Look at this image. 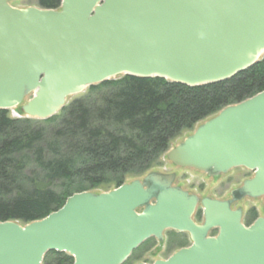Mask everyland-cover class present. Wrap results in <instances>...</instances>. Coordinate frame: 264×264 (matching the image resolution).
Returning <instances> with one entry per match:
<instances>
[{"label": "water", "instance_id": "1", "mask_svg": "<svg viewBox=\"0 0 264 264\" xmlns=\"http://www.w3.org/2000/svg\"><path fill=\"white\" fill-rule=\"evenodd\" d=\"M263 54L264 0H60L58 9L0 0V109L43 120L120 76L195 87L230 79ZM166 157L209 175L246 168L253 175L236 194L264 204V90L199 123ZM172 178L152 171L74 193L38 220L0 221V264H42L50 251L73 264H121L166 229L192 243L152 264H264V217L245 225L240 208L205 197L197 224V197Z\"/></svg>", "mask_w": 264, "mask_h": 264}, {"label": "trees", "instance_id": "2", "mask_svg": "<svg viewBox=\"0 0 264 264\" xmlns=\"http://www.w3.org/2000/svg\"><path fill=\"white\" fill-rule=\"evenodd\" d=\"M37 5L57 9L60 0ZM262 90L264 54L230 79L195 87L120 76L89 86L44 120L0 109V221L38 220L74 193L144 174L183 130ZM42 264H73V257L50 251Z\"/></svg>", "mask_w": 264, "mask_h": 264}, {"label": "flooded vegetation", "instance_id": "3", "mask_svg": "<svg viewBox=\"0 0 264 264\" xmlns=\"http://www.w3.org/2000/svg\"><path fill=\"white\" fill-rule=\"evenodd\" d=\"M172 166L174 167V171H159V170H155V172H159V173H161L163 175H171L172 174L173 175L172 183H171L172 186L178 187V188H180V189H182L184 191H187L189 194H193V195H195L197 197L198 201H197V205H196V208H195V212H194L193 217H192L193 220H194V222L197 223V224H200L203 221V206L201 204V199H203L205 197L211 198V199H218V200H226V201H229L230 206L233 209L238 208V205L241 204L246 199H249V200L260 199V202H262V204H263L262 198H251V197H248V196H243V195H240L239 196V195L236 194L237 189L243 184L244 180L250 178L252 175L250 177H247V178H245V177L240 178L238 175H235L230 180L225 181L223 179V177L226 175V173L228 171L225 172V173H219L217 175H209L207 173L200 172V171H196V170H193V169L177 167V166H175L173 164H172ZM179 170L180 171H188V170L190 171L191 170L195 174L202 175V178H200V180H198L196 178L197 177L196 175H195L196 177L195 176H190L188 179H186V183L191 188H196L194 185H196L197 188H201L203 186V183H205L206 185L207 184L208 185L215 184L220 189L219 192H221V191L224 192V191H227L229 189L228 190V194L225 195V196H220V195L214 196V195H209V194H206V193H202L200 191H198V193H194L193 191H189L188 189L183 188V185L180 183V181H178V179L180 177L179 176V173H178ZM144 176L145 175H143L140 179H142ZM235 182H237V183H235ZM232 185H234V186H232ZM205 187L206 186L204 185L202 189H204ZM262 208H264V204L262 205ZM241 210H242V218H243V209L241 208ZM256 211L257 210L254 209V208H251L249 210L250 218L252 219V221L250 223H252L258 217H264V215L257 214ZM242 222H243V220H242ZM250 223L245 224L243 222V224H245V225H249ZM216 233H217V228H213V229H211L209 231L208 235L209 236H213ZM170 237L174 241L173 240H170ZM151 238H155V237H150L149 239H151ZM149 239H147L146 241H148ZM158 241L161 242L162 245H166V248L167 249L168 248H171V249L168 250V254H167L166 258L169 257L172 253H174L178 249H180L182 247L189 246L192 243L191 236H190V234L188 232H185V231H177V230H173V229H166L163 232V238H162V240H158ZM138 248H136L135 250H133L131 252V254L121 264H129L128 262L130 260H134V259L136 261H133L131 264H136V263H139V262L148 263L145 260L137 259V258H135L133 256V253ZM148 264H151V263H148Z\"/></svg>", "mask_w": 264, "mask_h": 264}, {"label": "rangeland", "instance_id": "4", "mask_svg": "<svg viewBox=\"0 0 264 264\" xmlns=\"http://www.w3.org/2000/svg\"><path fill=\"white\" fill-rule=\"evenodd\" d=\"M10 4L12 6L15 7H26V6H35L37 5V0H9ZM86 91V90H85ZM84 91V92H85ZM81 93V94H77V95H73L71 97L68 98L67 100V104L70 103L71 101H73L74 99L79 98L80 96H82L85 93ZM94 98V95H92V99ZM17 113V109L15 111ZM9 116L13 117V118H18V117H23V115H18L12 113L11 111H9ZM197 126V124L195 125ZM195 127H193L191 130H183L177 137H175L171 142H170V148L171 146H173L174 144H177L178 142H180L183 138H185L186 136H188L190 134V132L194 129ZM169 148V149H170ZM150 170H159V171H174V167L172 166V164L167 160L165 153L162 154L159 159L157 160L156 164L154 166H152ZM179 179L178 181H180V183L183 185V188L188 189L189 191H193L194 193H198V191L202 192V193H206L209 195H220V196H225L228 194V190L227 191H220V189L218 188L217 185L215 184H211V185H206L205 183H203V186L205 185L206 187L204 189L203 186L201 188H197L196 185H194L196 188H191L187 183H186V179H188L190 176H195L198 180H200V178H202V175L200 174H195L194 172H192L191 170L189 171H180L179 170ZM145 174V173H144ZM144 174L138 175L134 178H141ZM235 175H238L240 178L242 177H250L252 175V172L246 168H242V167H235L230 169L226 175L223 177V179L225 181L230 180L231 178H233ZM185 180H184V179ZM129 181L131 179H133V177H129L127 178ZM183 179V180H182ZM127 180V181H128ZM125 181V182H127ZM237 183V182H235ZM234 186V185H232ZM113 186H102L96 190H94L93 192H105L107 190L112 189ZM262 202H260V199H256V200H249L246 199L244 200L241 204L238 205V208H242L243 209V222L245 224H248L252 221V219L250 218V214H249V210L251 208L256 209L257 214L259 215H264V208H262ZM235 207V206H234ZM240 208V209H241ZM170 240L171 239L170 237ZM174 241V240H173ZM176 243V242H175ZM171 248H166V245H162L161 242H159L156 238H151L148 241H146L144 244H142L134 253L133 256L137 259H141V260H145L148 263H152L154 260L157 259H165L167 254H168V250ZM134 260H130L128 263L131 264Z\"/></svg>", "mask_w": 264, "mask_h": 264}]
</instances>
